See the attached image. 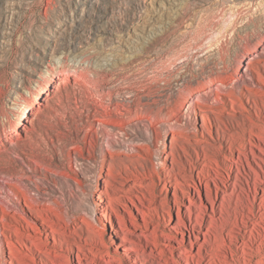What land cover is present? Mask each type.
<instances>
[{"label": "rangeland", "instance_id": "obj_1", "mask_svg": "<svg viewBox=\"0 0 264 264\" xmlns=\"http://www.w3.org/2000/svg\"><path fill=\"white\" fill-rule=\"evenodd\" d=\"M262 28L264 0H0V264H185L197 249L179 223L201 204L187 175L218 165L232 168L228 215L198 263L264 264V148L254 146L264 141L237 133L233 151L219 148L215 115L194 114L181 91L206 90L208 76L233 83ZM137 101L165 104L180 122L184 166L165 172L169 159L138 146L109 156L103 125L124 138ZM249 103L264 116L259 96ZM217 105L229 136L233 113H247L226 95Z\"/></svg>", "mask_w": 264, "mask_h": 264}, {"label": "bare ground", "instance_id": "obj_2", "mask_svg": "<svg viewBox=\"0 0 264 264\" xmlns=\"http://www.w3.org/2000/svg\"><path fill=\"white\" fill-rule=\"evenodd\" d=\"M209 22H211L210 19ZM200 24L201 23L199 22L196 28L199 31L201 30L200 31L201 33L202 30L204 31L203 29L204 25L202 24L203 26H201ZM262 30L264 31L263 28ZM89 32L90 33L92 32L91 28ZM244 32H246V34L248 33L247 30H245ZM262 38L264 39V34L262 35ZM248 45L252 46V43L249 41ZM260 49H261L260 51L255 50L254 52V55L257 56L256 58H251L250 61L247 60L248 58L246 59L243 58L239 60L238 66L240 69V74L235 78V81L231 84H226L222 80H218L216 78L212 79L211 76H208L205 84L206 85L205 87H207L206 90H201L200 87L196 88V86L190 84H188V86L186 85V87L184 86V88L181 87V91L185 93L187 92L191 95L189 100L190 101L189 106L192 107L194 114H196V109L200 111L202 113L204 121L205 118L211 121L210 119L211 113L215 115L216 134H212L211 132H208V134L215 141V144H218L219 148H224L225 145H227L228 148H230L231 151H233L232 144H235L234 143L236 140L235 137H238L237 135H239L237 133L245 134L247 132L248 134L253 135L258 141L260 139H263L264 141V128H259L260 122H262V120L260 119L262 117L264 118V116L261 115L262 108L256 104V109H257V111H255L257 117L256 119H254L250 115V109H249L250 107L249 102L251 101L252 95L259 96L262 102L264 103V44L260 45ZM255 73L257 74V77ZM196 82L197 85H201V82L198 81ZM94 89L100 90L101 94L105 91L104 86L102 84H100L98 88L95 87ZM223 95L229 96L234 100L238 99L241 102V107L243 111L247 113V114L241 113V116H238L237 113H233V116L235 117L234 122L230 121V124L232 126L236 124V127L234 131H231L229 133V136L227 135V130H230L229 124L227 123L226 120L222 118L223 114L215 110L216 108L219 107L217 104L222 102ZM107 97L109 100H111V96H109V90L106 96L103 95V98H107ZM208 98L211 99V102L209 103L207 101ZM245 101L247 102V104L245 103ZM122 105H127V108L130 109L129 104L122 102ZM137 105L138 106H136L135 109L129 113L128 120H131L128 128L129 132L125 133V137L121 135L124 138L115 137L113 133V129L111 127L114 126V123H110V124L108 123L110 126L107 125V123H105L106 125H103L102 130L103 132H105L104 146L105 149L108 151L109 156L111 157V149H113L116 145L122 144L124 149L130 151H133L134 147L138 146L141 149H143L145 152H149L150 155L156 158L157 162L160 164H162L161 162L162 158L167 162L169 159L170 166L162 167V169H164L165 172L166 171L168 173L173 172V169L177 168L178 166L180 165L184 166L182 163H178L177 160L175 159L176 157L175 149L177 146L176 144L178 142V139L183 136L181 134V128L178 125L180 122L177 124L175 122L176 120L174 121V119L170 117L168 106L162 103H157L156 104L157 106H155L154 104L148 102H141V101H137ZM25 109L26 110L24 111V114H26V112L28 111L27 108ZM152 126L161 127L157 131V134L155 136H152L151 133ZM152 143H155L156 145L152 147L151 146ZM261 144L262 143L260 142L259 146L257 144L254 146H256L259 150H261L264 148V144L262 145ZM181 148L183 147L181 146ZM259 159L260 161L257 162V166L260 169H262V165L264 164V159L261 158ZM151 160L153 159L151 158ZM230 160L235 161V159L232 157L230 158ZM249 168L252 171H254V173L258 178L259 175L258 172H256L250 166ZM219 169H223L224 172L227 173V177L224 176V173L221 172ZM189 171L190 174L187 175L188 176L187 180H189L190 182H188L189 183L188 185H190L194 189L193 193H197V195L200 198L201 204L197 207V211L192 212L189 210L187 222L183 220L180 223L179 222L178 223L187 232V235L185 234V236L188 237L186 243L191 247V249L194 248L197 249V254L196 252H192V251L184 253L185 264H194V263L199 264L198 251H200L201 248H203L205 243L210 242L212 237L214 238L216 237V235L212 233V230L214 232L217 231V229L222 228L226 222L225 215H228L227 206L230 204L229 202L230 200L226 198L227 196H229V193L226 189L230 183L229 178L231 177L230 171H232V168L230 167L229 169H227L224 167V165H218L216 168H212V170L210 169V171H206L202 169L200 172L198 171L197 174L195 175L194 172L196 170L194 169V167L190 168ZM238 171L240 172L239 174L242 173V171H240V168H238ZM107 174L105 173V175ZM248 177L244 176L246 182H248ZM103 180L106 181L105 178ZM208 182L213 183L214 193L209 188L210 186L208 187L207 184ZM219 184L224 186L225 189H220ZM200 185L201 187L202 185L205 186V193H202V189ZM236 185L237 184L235 183L234 187ZM101 193L103 195L105 194V192H101ZM109 199L111 202V198ZM204 201L207 202V204L210 206V210L212 213L208 214L206 212V207L203 206L202 204V202L204 203ZM103 216L106 219V221L112 224L113 220L110 216L108 215H103ZM200 235L203 236V240L201 241H200Z\"/></svg>", "mask_w": 264, "mask_h": 264}]
</instances>
